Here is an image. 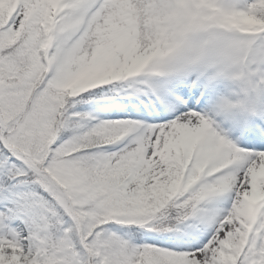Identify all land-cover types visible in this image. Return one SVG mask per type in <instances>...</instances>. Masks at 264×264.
I'll list each match as a JSON object with an SVG mask.
<instances>
[{
	"label": "snow or ice",
	"instance_id": "snow-or-ice-1",
	"mask_svg": "<svg viewBox=\"0 0 264 264\" xmlns=\"http://www.w3.org/2000/svg\"><path fill=\"white\" fill-rule=\"evenodd\" d=\"M0 264H264V0H0Z\"/></svg>",
	"mask_w": 264,
	"mask_h": 264
}]
</instances>
